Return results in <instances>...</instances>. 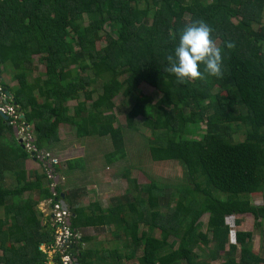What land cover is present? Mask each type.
<instances>
[{
	"label": "trees",
	"instance_id": "16d2710c",
	"mask_svg": "<svg viewBox=\"0 0 264 264\" xmlns=\"http://www.w3.org/2000/svg\"><path fill=\"white\" fill-rule=\"evenodd\" d=\"M263 8L264 0H0V66L3 53L20 88L13 101L7 102L23 115L21 122L32 126L37 152L54 143L58 126L71 125L77 138L110 139L113 151L106 155V162L123 160L122 128L114 127L109 115L115 106L110 97L113 90L128 108L125 127L136 131L135 120L142 118V124L154 133L148 139L151 159L175 161L182 171L178 199L164 214L150 211L162 197L154 182L142 188V197L128 203L130 216L123 220L115 208L104 211L98 203L74 207L71 193L65 194L72 230L102 229L110 224L130 231V243L123 248L126 253L82 250L91 240L81 238L72 247L79 254L78 264H104L110 259L108 264H120L135 257L139 264H180V260L194 264L191 247L198 240L207 241L204 233L195 231L202 215H207L211 240L221 247L228 243V216L249 214L257 224L264 222V36L253 29L260 23ZM195 20H204L213 29L223 51V78L206 76L204 81L180 85L164 71L166 57L174 53L184 26ZM172 33H176L175 40L170 39ZM99 34H104L105 45L96 50L92 44ZM226 43L235 47L229 50ZM34 56L44 71L31 84L27 76L36 68ZM68 56L77 64L75 71L68 68ZM90 68L104 80L95 98L89 89L95 79L86 74ZM141 84L161 93L162 105L135 100V89ZM81 94L84 100L78 103V111L69 114L67 101L78 100ZM89 101L93 111L107 114L101 123L83 122L81 113ZM190 106L197 111L187 113ZM9 121L0 115V208L4 209L0 264H46L47 255L39 248L53 247L54 231L40 222L29 223L23 210L40 201L51 200L53 206L62 192L58 186L50 189L46 171L34 172V179H27L24 164L33 151L18 143ZM198 122L204 124L205 133L195 139L186 126ZM239 127H244L243 140L233 142ZM77 162L67 161L66 169L72 170ZM52 167L55 173L61 170L58 165ZM5 171L14 176L12 189L2 184ZM25 192L38 193V200L23 199ZM254 193L261 194L258 206L247 197ZM139 224L160 230V237L149 235L142 244L137 237ZM234 246L228 245L222 264H261L242 243L235 260ZM140 248L142 253L136 256ZM217 257L214 250L210 258Z\"/></svg>",
	"mask_w": 264,
	"mask_h": 264
},
{
	"label": "rangeland",
	"instance_id": "374dc122",
	"mask_svg": "<svg viewBox=\"0 0 264 264\" xmlns=\"http://www.w3.org/2000/svg\"><path fill=\"white\" fill-rule=\"evenodd\" d=\"M155 8H152L151 13L154 12ZM235 22L234 20H232ZM84 24L87 23V18L83 17ZM253 29L259 34L264 36V8L261 13V20L258 25H254ZM105 33L109 32L108 28L104 29ZM69 41L73 42L70 38ZM105 45L104 34H99L94 36V42L92 47L96 50H100ZM76 48V47H74ZM3 64L0 66V85L4 84V87L0 86V101L9 100L13 101V96L20 93V88L14 78V72L8 63L6 57L3 55ZM37 56L33 57V63L36 68L30 72L27 76V82L33 83L34 78L38 77L40 73L44 71L42 65H38ZM67 61L69 62L68 68L72 71L77 69V64L73 57L68 56ZM89 77L94 78V82L90 84L89 89L94 92V98L101 93V86L104 82L103 79L98 78L97 74L92 68L86 71ZM111 76V74H110ZM124 77L119 78L123 80ZM87 90V89H86ZM8 94V96L5 94ZM135 100L147 103V104H157L162 105V95L154 88L141 84L134 92ZM111 100L114 103V108L109 113L113 116L115 122L114 127L122 128L123 141L126 156L123 160H116L112 163L106 162V155L113 151L111 141L108 137H84L77 138L75 134V127L71 125H60L57 127L54 134V143L51 145H46L41 151L36 152L41 159L37 160L29 157L24 164V169L27 172V179H34L35 173L42 174L44 171L50 173L48 167L52 162L55 161L60 166V171L58 175H51L48 173V179H50V189L54 190L53 187L58 186L61 189V195L71 193L73 196V201L71 204L74 207L86 208L90 204L98 203L101 209L107 211L110 208H115L117 210V216L123 220L128 219L130 216L128 210V203L133 201L138 197H142L144 194L141 191L142 188L149 185L151 182L157 184L161 188L162 197L158 201V206L155 209H150L152 213L158 212L164 214L167 207H173L176 200L178 199L177 188L182 184V171L177 162L175 161H162L154 162L151 159L149 153L148 139L152 138L154 133L147 129L143 124L142 118H136V128L137 130L127 129L125 126V114L127 107L124 106L125 100L116 91L111 90ZM83 95H79L78 100H68L67 106L69 107V114H73L78 111V103L82 102ZM131 104L133 102L131 101ZM86 111L81 113V118L86 124L90 121L95 123H101L107 114L103 112L93 111L92 103L89 101L86 103ZM14 111L17 114V109ZM187 113H195L197 111L196 106H190L186 109ZM176 116L177 113H175ZM23 116V115H22ZM22 124H19L17 128V141L18 143H23L26 145L28 139V131L32 126H27L25 129L21 130ZM186 131L188 134L195 139H200L205 133V126L202 122H198L194 125H187ZM243 128L239 127L232 135L233 142H239L243 140ZM31 144H27L25 149L29 152ZM41 156H44L42 158ZM78 159V162L72 170L66 169V163L69 160ZM47 167L49 169H47ZM2 184L4 187L12 189L16 186L14 176L12 172L5 171L3 173ZM92 182V186H89ZM264 192V185H263ZM55 194L54 192L52 193ZM60 195V196H61ZM251 205L258 206L261 203V194L254 193L247 196ZM23 199L30 198L32 201L38 200V193L25 192L22 196ZM50 201L37 202L38 204L32 209H24L26 213V218L29 223L40 222L41 225H52L53 226V208L51 209ZM10 203L9 201L6 202ZM5 204V205H7ZM4 209L0 208V219H4ZM8 218H10L8 214ZM186 222V221H185ZM207 215H202L197 221L196 232L204 233L206 235V243H202L200 240L197 241L195 246L191 247L193 253L194 264H222L224 261L223 253L228 250L229 243H226L222 247L216 245L211 240V233L206 228ZM236 226V225H235ZM118 227V226H117ZM116 225H107L98 227V229L90 230H80L79 238L90 237L92 241L90 243L84 244L82 250H92L94 248L103 251H113V250H127L123 249L125 245L130 242L129 234L130 231H125L123 228L121 230L117 229ZM236 234L233 238L235 241L234 247L235 254L234 259L237 260L239 255L240 243L245 244L247 250L256 254L257 257L261 259V264H264V222L257 224L250 215L241 216L239 218V224L235 227ZM161 231L154 230L151 231L147 226L139 224L137 227V237L144 244L147 236L153 235L155 237H160ZM170 242H168L169 244ZM131 245V244H130ZM39 250L46 252L47 262L46 264H61V256L59 251L45 249L41 246ZM216 250L219 257L216 259H211L210 254ZM102 251V252H103ZM142 253V248L138 250L136 256H140ZM106 261L104 264H108ZM103 264V263H102ZM120 264H139L137 258L133 260L126 261L121 260ZM157 264V263H153ZM180 264H185L184 260H180ZM256 264V263H252Z\"/></svg>",
	"mask_w": 264,
	"mask_h": 264
},
{
	"label": "clouds",
	"instance_id": "9594fccd",
	"mask_svg": "<svg viewBox=\"0 0 264 264\" xmlns=\"http://www.w3.org/2000/svg\"><path fill=\"white\" fill-rule=\"evenodd\" d=\"M170 39L175 40L176 33H172ZM225 47L230 50L234 48L235 45L232 43H226ZM166 59H167L168 66L165 67L164 71L166 73L174 75L176 78L177 84L184 85V84H193L197 81H204L206 79V76L215 77L217 79L223 78V72H222L223 51H222L221 46L218 45L217 40L214 39L213 37V29L204 20L191 21L184 26L182 31L179 33L178 45L174 48V53L169 54L166 57ZM201 66H203V70H201ZM32 142H33V139L31 141V144ZM21 144L23 145L24 148H27L25 144L23 143ZM31 157L36 159L34 157V152L32 153ZM55 165H58V163ZM48 167L53 168L52 163ZM48 167L47 169H49ZM51 171L55 176L58 175V173H55L54 168ZM60 200L64 201V197L63 199H61V196H60ZM59 204H60V201H59ZM67 212L69 213L68 205H67ZM244 215L245 214L241 216H244ZM246 215L249 216V214H246ZM241 216H237V219H239ZM227 218L225 219V221H227ZM49 226L52 229V231H54V233L52 234V238L54 239V245L53 247L50 248V250H52L53 248L54 250H56L55 240L58 235L56 227H58V225L56 227L52 225H49ZM68 226L69 227L71 226L70 225V213H69V218H68ZM235 227L236 226L234 224L233 226L234 236L236 234ZM70 231L73 234H76L75 232L77 230H72L70 227ZM79 231L80 230H78L77 232L78 234H79ZM233 238H229V231H228V243L229 244H235V241L233 240ZM80 239L81 238H79V240ZM79 240H76L74 244L72 243L71 249H70L71 252L73 253V257L76 261V264H78L77 257H79V254L76 250H73L72 247L73 245H76ZM44 248L48 249L45 246ZM70 250H67V251L70 252ZM42 252L46 253L44 251Z\"/></svg>",
	"mask_w": 264,
	"mask_h": 264
},
{
	"label": "built area",
	"instance_id": "2783aa9c",
	"mask_svg": "<svg viewBox=\"0 0 264 264\" xmlns=\"http://www.w3.org/2000/svg\"><path fill=\"white\" fill-rule=\"evenodd\" d=\"M15 108L16 107L14 105L13 106L10 105L7 102V100L0 101V112L8 116V118L10 119L9 125H12L15 128H19V124L21 123L22 124L21 130H23V128L25 129L27 125L21 122L23 116L18 110L16 114V112L14 111ZM27 135H28V139H27L26 145L31 144V141H32V137L29 131ZM29 150L33 151L34 153L36 151L34 146H31ZM41 157L45 159L44 156H41ZM36 159L39 160L41 158L39 157V155H36ZM50 163L57 164V162L55 161H52ZM46 173L48 175L49 172L46 171ZM49 174L54 175L51 170ZM53 206H54V209H53L52 217L54 215L56 217V218L53 217V226L56 227L58 225V227H56L58 235L55 240V248L60 253L61 264H76V261L73 257V253L71 252L70 249H71V244L72 243L74 244L76 240H79V235L77 233L78 231L75 232L76 234H73L70 231V227L68 226L69 213L67 211H63L59 203H56ZM53 206H51V209L53 208ZM244 216H247V215L245 214ZM235 219H237V216L231 215L227 218V221H226V225L229 229L228 230L229 238L234 237L233 226H234ZM67 250H70V252Z\"/></svg>",
	"mask_w": 264,
	"mask_h": 264
},
{
	"label": "water",
	"instance_id": "95a60500",
	"mask_svg": "<svg viewBox=\"0 0 264 264\" xmlns=\"http://www.w3.org/2000/svg\"><path fill=\"white\" fill-rule=\"evenodd\" d=\"M5 94L8 96V94L6 92H5ZM0 115L5 121L8 119L7 115L2 114L1 112H0ZM13 129H14L15 136H17L16 135L17 134V129L15 127H13ZM63 197L64 196L61 195V199H63ZM60 205H61L62 210L67 211V205H66V203L63 200H60Z\"/></svg>",
	"mask_w": 264,
	"mask_h": 264
},
{
	"label": "crops",
	"instance_id": "0c3cea01",
	"mask_svg": "<svg viewBox=\"0 0 264 264\" xmlns=\"http://www.w3.org/2000/svg\"><path fill=\"white\" fill-rule=\"evenodd\" d=\"M89 186H91V187H93L92 186V182L90 183V184H88ZM93 229V228H92ZM87 230H90V229H87ZM85 237H87V236H85ZM90 238V237H89ZM90 240L92 241V238H90Z\"/></svg>",
	"mask_w": 264,
	"mask_h": 264
}]
</instances>
